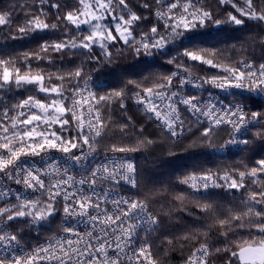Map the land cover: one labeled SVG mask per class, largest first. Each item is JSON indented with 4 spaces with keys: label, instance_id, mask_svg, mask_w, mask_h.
<instances>
[{
    "label": "snow or ice",
    "instance_id": "snow-or-ice-1",
    "mask_svg": "<svg viewBox=\"0 0 264 264\" xmlns=\"http://www.w3.org/2000/svg\"><path fill=\"white\" fill-rule=\"evenodd\" d=\"M217 5L0 10V264H161L154 247L177 244L182 264H264V0ZM9 41L37 46L14 55ZM153 126L159 135H146ZM257 142L259 158L175 180L148 155L233 156ZM42 229L52 234L33 243Z\"/></svg>",
    "mask_w": 264,
    "mask_h": 264
},
{
    "label": "trees",
    "instance_id": "trees-1",
    "mask_svg": "<svg viewBox=\"0 0 264 264\" xmlns=\"http://www.w3.org/2000/svg\"><path fill=\"white\" fill-rule=\"evenodd\" d=\"M33 0H0V10H11L13 5H18V4H31ZM207 3L209 6L212 8L213 12H217L218 10V5H217V0H207ZM218 18H223V12H221L220 16ZM54 19V17H53ZM249 24L250 28H254V22H247ZM232 35H238V36H249L254 34V32L250 31H243V32H237V33H231ZM46 39H54L55 37H45ZM3 43V36L0 35V44ZM10 44H15L16 48L15 51L11 48L8 49V51L12 54H18L20 52H23L25 50L29 49H34L37 46L36 42H29V43H24V42H19V41H9ZM229 43H236V41H229ZM260 49H256V56H259ZM82 58V57H81ZM67 59V57H66ZM78 62V61H77ZM119 63L123 66L130 65L134 63L131 57H128L127 59L120 60ZM43 66V65H42ZM74 66V65H70ZM89 67H93L92 65H89ZM169 69L168 68H160L157 67L153 69V71L160 73V72H167ZM195 71H198L200 73H204L205 69H194ZM31 94L30 92H25L24 95ZM22 98V97H21ZM128 114L133 117L135 121H137V124L143 122V117L142 114L137 112L135 109V106L129 102V111ZM146 135H159L158 131L156 130L155 126L148 128L147 132L145 133ZM224 134L221 133V136ZM118 139V138H117ZM111 141L108 139V137H105V140L102 142V146L110 143ZM184 143H187V141H184ZM260 147L259 142L255 145H251L248 149H246L243 153L239 155H233V156H221V157H205V156H198V157H193L192 153H186V154H181L176 157H169L167 155L166 149L162 148H155L152 150L148 155L153 156V157H160L161 160L158 161L161 163L160 169L158 171H162L165 175L162 177V179H172L175 180L177 177H180L184 174H187L192 171H199L200 168H212L213 170L217 168H225V167H231L234 166L235 164L239 163L242 158L245 157H251L253 160L259 157H254L252 156V152ZM173 151L179 153L180 149L176 148L173 149ZM198 151V150H196ZM264 155V152L261 153ZM163 161H167L166 163H163ZM140 163L143 166L144 165V160L141 157ZM149 167H151V164H149ZM179 189H177L178 191ZM189 210L192 212H196L195 208L189 207ZM199 215V213H196ZM182 219L184 222L191 223L192 222V217L187 216L185 214H181ZM59 223V221H56L53 224V231L56 229V225ZM41 235L39 238V241H41L43 238L47 237L48 235H51L52 233L48 232L47 230L42 229L41 230ZM216 232H212V236L215 237ZM39 241L33 240V243H38ZM158 243V242H157ZM154 254L157 255V258L161 261V264H179L182 262V256L187 255V249L182 253L180 246L177 244L174 246L173 250L168 251L167 254L165 253V250L163 248L157 249L154 247L153 249ZM216 264H220V261L217 260Z\"/></svg>",
    "mask_w": 264,
    "mask_h": 264
},
{
    "label": "built area",
    "instance_id": "built-area-1",
    "mask_svg": "<svg viewBox=\"0 0 264 264\" xmlns=\"http://www.w3.org/2000/svg\"><path fill=\"white\" fill-rule=\"evenodd\" d=\"M195 71V70H194ZM198 72V71H197ZM199 74H201V75H203L204 73H200L199 72ZM101 155H102V153H101ZM37 163H40V161L38 160L37 161ZM13 187H15L14 185H13ZM46 238V237H45ZM45 238H43L41 241H39L38 243H42L44 240H45ZM182 264V263H181Z\"/></svg>",
    "mask_w": 264,
    "mask_h": 264
}]
</instances>
